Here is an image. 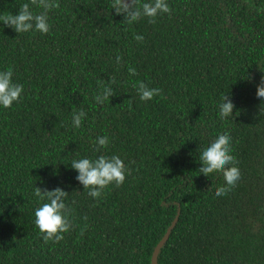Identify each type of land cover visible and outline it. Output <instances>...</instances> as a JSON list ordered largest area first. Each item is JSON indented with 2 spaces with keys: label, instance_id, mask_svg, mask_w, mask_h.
<instances>
[{
  "label": "trees",
  "instance_id": "1",
  "mask_svg": "<svg viewBox=\"0 0 264 264\" xmlns=\"http://www.w3.org/2000/svg\"><path fill=\"white\" fill-rule=\"evenodd\" d=\"M24 3L42 11L0 0V15ZM57 3L47 34L0 21V71L24 89L0 106V264H151L175 217L157 264H264V0H167L170 13L132 24L113 0ZM98 81L115 91L102 105ZM141 81L161 94L142 101ZM225 94L235 107L221 119ZM224 132L241 179L218 197L223 174H201L199 155ZM100 155L129 170L93 198L71 162ZM35 187L69 193L73 227L59 242L35 226L46 202Z\"/></svg>",
  "mask_w": 264,
  "mask_h": 264
},
{
  "label": "clouds",
  "instance_id": "2",
  "mask_svg": "<svg viewBox=\"0 0 264 264\" xmlns=\"http://www.w3.org/2000/svg\"><path fill=\"white\" fill-rule=\"evenodd\" d=\"M31 5L42 9L39 13L32 10L29 3L20 6L16 14L0 15V21L4 26L12 28L17 34L25 33L32 30L47 34L50 30L48 13L59 7L57 0H30ZM112 7L117 15L124 17L123 21L132 24L141 18H152L150 22H155V17L161 13H170L171 8L167 0H151V2L140 3V0H113ZM137 41H143V36L137 35ZM120 57H117L119 63ZM129 73L135 75V69L129 68ZM13 72L11 70L0 71V106L9 108L14 102H19L24 91L23 86L14 83L12 80ZM115 78H110V82L114 83ZM102 85V92L98 93L95 100L98 104H103L115 95V91L108 85H103L102 81H98ZM257 98L264 99V76L261 77L259 84L256 86ZM139 97L142 101H148L153 97L161 94V89L150 88L144 82H139L137 88ZM235 105L229 94H225L221 98L219 104V116L221 119L233 116ZM86 113L83 109L73 114L72 123L74 127L79 128L82 124ZM231 136L228 132L218 135L211 144L206 147L199 155L202 167L199 172L204 176H209L214 172H222L225 186L217 187L215 195H226L232 190L241 179V171L238 161L231 155ZM95 144L106 148L109 139L106 136L97 137ZM71 168L76 170L78 175L76 180L83 185L84 189H90L88 195L93 198H99L102 190L110 184L120 187L126 180L128 167L124 161L117 155L107 156L100 155L97 159L81 158L71 162ZM68 192L60 187L53 190L47 188L35 187L34 195L41 201H46L35 210V226L42 234L45 243L49 241L59 242L64 239V233H68L73 227L70 220L71 210L66 204Z\"/></svg>",
  "mask_w": 264,
  "mask_h": 264
},
{
  "label": "water",
  "instance_id": "3",
  "mask_svg": "<svg viewBox=\"0 0 264 264\" xmlns=\"http://www.w3.org/2000/svg\"><path fill=\"white\" fill-rule=\"evenodd\" d=\"M176 220H177V217H175L173 219V221L171 222V224L169 225V227L167 228V230L165 231V233L163 234L161 239L155 245L153 252H152V255H151V264H157V255H158L159 249L165 243V241L168 239L170 231L173 228V226L175 225Z\"/></svg>",
  "mask_w": 264,
  "mask_h": 264
}]
</instances>
